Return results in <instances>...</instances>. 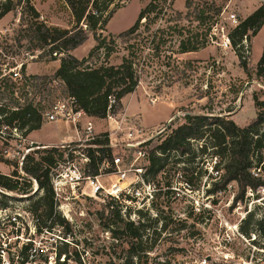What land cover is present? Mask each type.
<instances>
[{
  "label": "rangeland",
  "instance_id": "obj_1",
  "mask_svg": "<svg viewBox=\"0 0 264 264\" xmlns=\"http://www.w3.org/2000/svg\"><path fill=\"white\" fill-rule=\"evenodd\" d=\"M149 1L114 0L109 5L108 9H114V13L104 30L97 33L104 35L108 45L114 47L108 58L110 64H119L126 54L125 42L118 38L111 43V38L127 30ZM262 4L264 0H158L157 10L149 15V20L142 19L138 32L131 34L140 35L143 45L144 65L137 87L122 98L121 110L111 115V119L106 117L100 124L91 119L93 135L107 133L110 153L121 158L120 168L140 167L143 176L149 165L146 155H137L138 147H126L127 142H135L123 136L128 126L140 129L146 141L182 124L186 110L221 113L240 126L256 117V102L264 105V70L258 66L264 50V24L256 34L250 33L237 45L244 60L237 56L234 50L237 47L230 41L227 45L224 43L229 40L232 29ZM29 5L38 12L37 18H32ZM207 7L209 10L203 14L207 18L202 20L199 11ZM218 7L221 10L216 13ZM230 14L235 18H229ZM32 20L50 27L71 29L74 25L65 0H15L0 18V68L13 66L17 71L24 63L26 74L52 77L54 63L48 55V47L35 49L33 43L36 42L23 36L31 35L24 29ZM148 35H155L152 44L148 42L151 38L147 40ZM187 37L196 38L198 42L204 39L205 45L196 51L177 53L179 40ZM159 43L161 51L156 54L152 47ZM94 45L93 34L89 33L87 40L70 54L85 57ZM104 52L101 49L94 53L89 62L98 65L104 60ZM241 61H245V66ZM37 83L36 87L24 91H28L29 100L33 97L34 103L46 107L45 111L49 104L66 95L63 84L57 79H39ZM14 90L15 96L24 102L21 89L15 87ZM5 93L3 81L0 82L1 103L9 102ZM43 122L49 121L43 118ZM53 122L67 128L73 126L61 120ZM83 124V120L76 124L78 136L65 143L75 144L85 139ZM50 128L48 125L43 129ZM2 129L0 159H5L2 154L7 155L19 170L20 160L32 144L19 136L10 138L8 135L12 131ZM261 155L260 166L264 164V145ZM203 157L198 151L192 161L188 157L175 160L171 155L163 170L154 176H143V182L138 184L143 195L151 194L149 201L144 199L136 203L132 200L127 204L131 218L127 217L137 222L134 212L139 205L147 224L144 237L147 252L136 260L138 264H264V236L258 225L261 221L264 226V188L254 192L248 190L242 201H234L235 183H230L225 191L208 194L206 189L214 176L213 161L204 162ZM105 160L108 166L102 167L103 175L99 177L103 184L116 179L113 175H105L115 168L109 159ZM12 170L11 165L0 162L1 173L9 174ZM255 171L259 173V169ZM133 173H127L129 178ZM129 181L124 180L122 185ZM30 189L28 194L11 192L14 197L25 198L12 199L9 208L0 209V248H4L11 264H20L15 255L18 244L26 243L28 238L44 253L36 255V264H56L55 257L59 253V261L65 259V264L121 263L126 244L114 240L107 225L122 223L115 217H107V211L102 212L103 205L111 201L109 196H102L105 200L102 202V198L82 195L79 187H67L59 197L56 213L66 220L68 230L58 226L52 233L38 234L32 233L31 214L27 210L41 192L36 190L34 183ZM124 208H120V215ZM18 213V223H9ZM156 217L158 219L154 220ZM241 228L247 229L248 235L242 234ZM17 234L21 238L16 239Z\"/></svg>",
  "mask_w": 264,
  "mask_h": 264
},
{
  "label": "trees",
  "instance_id": "obj_2",
  "mask_svg": "<svg viewBox=\"0 0 264 264\" xmlns=\"http://www.w3.org/2000/svg\"><path fill=\"white\" fill-rule=\"evenodd\" d=\"M65 1L74 18V25L71 29L50 27L36 20L26 23L27 27L24 29L31 32V35L23 36L36 42L33 43V48L48 47L50 58L59 60V66L52 77L26 74L25 64L22 63L19 69L22 78L14 80L10 71L13 66L0 68V82L4 81V87L7 89V94H5L9 100V102H0V134L3 133L2 128H8L11 131L16 129L19 132V138L25 139L29 132L41 127L46 107L34 103L33 97L29 100L27 98L28 91H24L28 87H36L39 79L59 80L64 86L66 95L74 98L77 109H81L87 116L97 119H105L108 115L117 114L122 108V98L133 92L139 83L144 65L141 59L143 45L139 38L140 35L131 34L138 32L142 19L149 20V15L157 10L158 0H150L127 30L115 38H111V43L119 38L126 44V54L122 56L121 62L117 65L108 62V58L114 52V47L108 45L104 35L97 33L98 30H104L105 25L112 17L114 9H108V7L114 0ZM10 6L11 4L5 5L0 13V18L10 10ZM188 6L187 2L186 7L188 8ZM27 8L33 19L38 17V12L32 6L29 5ZM208 10L209 7L200 10L199 18L206 19L207 16L203 14ZM220 10L221 8L218 7L216 13H219ZM156 16L157 12L152 21ZM263 24L264 4L232 29L228 35L231 45L237 47L244 37L248 38L250 33V35L256 34ZM89 33L93 34L95 45L90 49L88 55L77 58L70 54L72 49L87 40ZM147 37H149L147 40L151 38L148 42L152 44L155 35ZM204 45V39L198 42L196 38L192 40L189 37L182 38L178 42L177 53L196 51ZM101 49L105 50L104 60L98 65L89 62L93 54ZM152 49L156 54L160 52V43L153 46ZM234 50L238 57H242L239 47ZM242 59L244 60L243 57ZM240 63L245 66V61ZM258 66L264 70V50ZM15 87L21 89L20 96L25 98L24 102L21 103L20 98L15 96ZM1 95L3 96V94ZM256 106L258 108L256 117L244 126L238 125L221 113H194L192 110H186L182 124L171 128L168 133L163 135L158 133L154 138L140 144L149 164L143 173L144 178L149 175L154 176L163 170L171 155L175 160H183L184 157H188V160L192 161L198 151L204 156V162L213 161L211 171L214 176L211 177L212 181L206 189L208 194L225 191L230 183H235L234 201H242L248 190L254 192L261 187L264 188V164L260 166L263 162L261 152L264 145V105L257 101ZM8 136L14 138L12 132ZM86 144L88 145L83 148L89 156L86 172L93 176L98 175L105 158L109 159L111 164L114 159L110 153L108 135L99 133ZM147 146L150 148L147 149ZM30 147L33 149L24 155L20 161L19 170L11 163L12 159L2 154L5 159H0V162L11 165L13 170L9 174L0 172V209L9 208L12 199L25 198L14 197L10 193L28 194L33 181H35L36 190H39L41 195L27 211L35 220L36 232L40 233L45 230L52 233L58 226L68 230L66 220L56 213L57 202L51 183L52 168L64 161L66 149L60 146L43 147L38 144H32ZM256 169H259V173L255 171ZM120 199L124 202V200H130V197L121 194L118 199L111 198V201L103 205L102 212L107 211V217H115L122 223L107 225L111 237L126 244L125 256L119 264H138L136 260L142 253L147 252L144 243L147 230V224L144 223L145 214L142 209H136L134 213L138 216V221L134 222L128 218L131 215L128 205L125 202L122 203ZM123 206L125 207L124 216L119 214L120 208ZM157 219V217L154 218V220ZM9 223L11 222L9 221ZM258 225L264 236L262 222L260 221ZM240 231L242 234L248 235L247 229L241 228ZM27 249V245L22 246L19 250L21 257L26 258ZM60 254L55 257L56 264H65V259L59 261Z\"/></svg>",
  "mask_w": 264,
  "mask_h": 264
},
{
  "label": "built area",
  "instance_id": "obj_3",
  "mask_svg": "<svg viewBox=\"0 0 264 264\" xmlns=\"http://www.w3.org/2000/svg\"><path fill=\"white\" fill-rule=\"evenodd\" d=\"M15 0H0V13L3 11L5 5L13 4ZM229 18L234 19L235 15L230 14ZM225 45L229 44V40L224 43ZM12 72V78L14 80H21V74L19 70L15 71L14 68H10ZM109 119H111V115H108ZM44 118L49 121H65L73 123V127L76 129V124L84 121L83 130L85 133V139H80L77 143H64L61 144L60 147L65 148L66 151L64 153V161L59 162L54 168H52L51 172V183L54 190L55 201L57 202L58 208V200L61 196V193L67 187L75 189L76 187L80 188V193L84 196L93 197V198H102V196H109L110 198H120L121 194L124 196L128 195L130 200H124L126 204H129L132 200L137 203L139 200L146 201L150 200L151 194L143 195L142 187L139 186V183L143 182L142 176V168L137 167L133 168L132 166L126 168H120L121 158L120 156L114 157L112 161V165H114V169L110 173H106L105 175H113L116 177L114 181H109L107 184H103L99 177H101L102 167L108 166V161L104 160L101 164V170L98 175H90L86 172L87 164L89 162V156L83 150L88 144V141L93 139L95 135H93V124L91 121V117L87 116L86 113L81 110L77 109L75 100L73 97L70 96H63L62 98L56 99L49 107V109L44 113ZM116 121V120H114ZM118 124V123H117ZM116 130L120 127L117 125ZM112 129V130H115ZM77 131V130H76ZM141 130L132 126L127 127V131H124L123 136L126 140L135 141L134 143L127 142L126 147H138L136 153L138 156H145V152L140 148V144L145 142L142 139ZM12 135L19 136V132L16 129H12ZM84 144V145H83ZM86 144V145H85ZM111 145V144H109ZM33 147H29L26 149V152L23 154L22 159L26 153L32 150ZM21 159V160H22ZM20 160V161H21ZM134 172L131 178L128 176V172ZM130 179L127 185H122L124 180ZM122 181V182H121ZM33 183L37 186L36 182ZM137 185V186H136ZM149 186V185H148ZM124 192V193H123ZM102 202L105 200L102 198ZM138 205V209H140ZM30 213V212H29ZM31 214V213H30ZM20 213L14 215L10 218L11 224L18 223V217ZM131 218V215H130ZM133 218V216H132ZM133 220V219H132ZM31 223L33 224V231L32 233H37L35 228V220L31 215ZM49 233L47 231H42L38 234ZM23 234V233H22ZM16 239L21 238L20 235H16ZM26 243H19L18 244V253L16 252V258L19 259L18 263L20 264H36L35 257L36 255H43V252H40L38 247H35L31 244V239L28 238ZM23 245H27V255L26 258H23L19 254V250L22 248ZM64 258V257H63ZM0 264H11V260L6 256L4 248H0Z\"/></svg>",
  "mask_w": 264,
  "mask_h": 264
},
{
  "label": "crops",
  "instance_id": "obj_4",
  "mask_svg": "<svg viewBox=\"0 0 264 264\" xmlns=\"http://www.w3.org/2000/svg\"><path fill=\"white\" fill-rule=\"evenodd\" d=\"M53 63H54L53 71H55L56 68L59 66V60L58 59L53 60ZM92 119L95 120L96 124L98 123L100 124V121L102 120L97 118H92ZM48 125H50L51 128L45 131V129L43 128H46V126ZM76 136H78V133L73 126L67 128L66 125L59 122H48V123L43 122L39 129L29 132L25 139L30 144H38L45 147V146H55L58 144H63L75 138Z\"/></svg>",
  "mask_w": 264,
  "mask_h": 264
}]
</instances>
